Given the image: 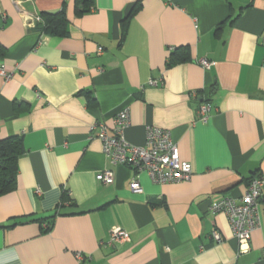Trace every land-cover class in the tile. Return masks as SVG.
<instances>
[{"label": "crops", "instance_id": "crops-1", "mask_svg": "<svg viewBox=\"0 0 264 264\" xmlns=\"http://www.w3.org/2000/svg\"><path fill=\"white\" fill-rule=\"evenodd\" d=\"M74 1L0 0V140L19 136L24 149L15 190L0 196V264H264V190L245 253L210 211L264 177V0H93L81 16ZM61 9L65 33L39 44L31 18ZM124 109V139L142 146L147 127L169 131L189 181L156 184L102 153L90 128L112 129ZM117 228L128 241L111 242Z\"/></svg>", "mask_w": 264, "mask_h": 264}, {"label": "built area", "instance_id": "built-area-1", "mask_svg": "<svg viewBox=\"0 0 264 264\" xmlns=\"http://www.w3.org/2000/svg\"><path fill=\"white\" fill-rule=\"evenodd\" d=\"M40 21L39 16L31 18L29 27ZM39 44L43 42V34L38 33ZM264 46V39L261 40ZM101 49L98 53H101ZM197 64L205 70L213 66V62L207 59L198 60ZM0 76L8 79L3 66L0 65ZM156 86V82H150ZM196 97V93L191 94ZM209 106L202 103L197 108V119L201 123L207 122ZM129 125V112L122 110L113 118V128L109 129L103 122L94 123L91 130L95 131L94 137L102 144V153L114 165H123L130 168L134 174L145 172L150 180L156 184H171L187 182L191 179L192 169L190 164L183 162L179 158L177 146L172 142L170 132L167 130L147 127L145 132V142L142 146L129 144L123 136V130ZM111 172H104L100 179L104 184H111L113 180ZM131 190H140L138 181L135 178L130 183ZM264 177L255 176L247 184L245 194L240 200L225 198L210 206L212 213H224L227 217L233 237L240 245L242 253L248 251V244L251 235L260 225V214L258 201L263 196ZM129 236L120 229H114L111 233V242L120 243L128 241ZM212 239L220 243L222 238L217 234H212ZM81 258L80 255H77Z\"/></svg>", "mask_w": 264, "mask_h": 264}, {"label": "trees", "instance_id": "trees-1", "mask_svg": "<svg viewBox=\"0 0 264 264\" xmlns=\"http://www.w3.org/2000/svg\"><path fill=\"white\" fill-rule=\"evenodd\" d=\"M74 3L75 16L89 13L94 8L93 0H75ZM139 8L140 3H135L127 13V16L121 21L122 39L125 36L128 21L139 11ZM39 18L40 21L35 25V29L38 33H43L49 36H60L65 33L67 19L63 9L55 13L43 12L39 15ZM179 51L180 53H186L187 48L173 49L170 52L169 60L167 62L168 67L183 61L180 55H178ZM3 54V49L0 46V58ZM23 151L22 138L19 136L0 140V196L11 193L15 190L18 159L23 154ZM252 178L253 177L248 180V183ZM63 198H65V195H63L62 200ZM55 215H57V213L49 217L50 222L45 225V232L50 229Z\"/></svg>", "mask_w": 264, "mask_h": 264}, {"label": "water", "instance_id": "water-1", "mask_svg": "<svg viewBox=\"0 0 264 264\" xmlns=\"http://www.w3.org/2000/svg\"><path fill=\"white\" fill-rule=\"evenodd\" d=\"M206 204H203V207H205Z\"/></svg>", "mask_w": 264, "mask_h": 264}]
</instances>
